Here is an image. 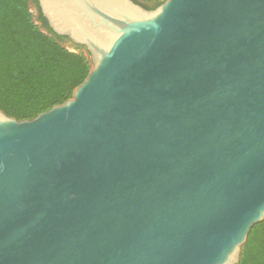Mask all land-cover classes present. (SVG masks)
<instances>
[{"label":"water","instance_id":"obj_1","mask_svg":"<svg viewBox=\"0 0 264 264\" xmlns=\"http://www.w3.org/2000/svg\"><path fill=\"white\" fill-rule=\"evenodd\" d=\"M38 4L92 67L0 109V264H237L264 220V0Z\"/></svg>","mask_w":264,"mask_h":264},{"label":"trees","instance_id":"obj_2","mask_svg":"<svg viewBox=\"0 0 264 264\" xmlns=\"http://www.w3.org/2000/svg\"><path fill=\"white\" fill-rule=\"evenodd\" d=\"M39 19L47 31L33 21L29 0H0V109L18 119L65 102L92 67L84 45L56 33L41 12ZM263 234L264 220L252 227L237 264H264Z\"/></svg>","mask_w":264,"mask_h":264},{"label":"rangeland","instance_id":"obj_3","mask_svg":"<svg viewBox=\"0 0 264 264\" xmlns=\"http://www.w3.org/2000/svg\"><path fill=\"white\" fill-rule=\"evenodd\" d=\"M150 3H152V2H150ZM29 10H30V12H31V14H32L33 21H34L37 25H39V27H40V24L38 23V18H37V11H36L35 5L32 3V0H29ZM64 44H65L66 46H68L69 48H72L71 50L74 49L72 43H70V42H68V41H64ZM263 235H264V234H263Z\"/></svg>","mask_w":264,"mask_h":264},{"label":"flooded vegetation","instance_id":"obj_4","mask_svg":"<svg viewBox=\"0 0 264 264\" xmlns=\"http://www.w3.org/2000/svg\"><path fill=\"white\" fill-rule=\"evenodd\" d=\"M136 2L142 4L143 6L147 7V8H153L154 4H150V3H145L143 2V0H136ZM32 3L35 5L36 11H37V18L39 21H41L43 23V21L41 19H39L40 16V12L42 13L41 9L39 8V4H37L36 2H34V0H32ZM43 15V13H42ZM44 16V15H43ZM46 18V17H45ZM47 19V18H46ZM48 21V20H47Z\"/></svg>","mask_w":264,"mask_h":264}]
</instances>
